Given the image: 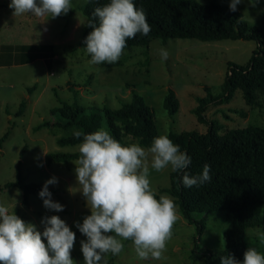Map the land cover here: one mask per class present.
Listing matches in <instances>:
<instances>
[{
	"label": "rangeland",
	"instance_id": "1",
	"mask_svg": "<svg viewBox=\"0 0 264 264\" xmlns=\"http://www.w3.org/2000/svg\"><path fill=\"white\" fill-rule=\"evenodd\" d=\"M189 1L200 5L216 1L229 7L231 3V0ZM86 2L71 0L72 9L67 14L51 18L30 13L14 16V9L9 7L11 0H0V48L54 45L56 54L53 59L27 65L0 64V187L16 181L19 166L28 184L45 185L55 177L57 183L49 185L53 190L51 198L62 204L64 210L56 212L45 208L43 199L35 195H30L25 205L24 192L16 187L0 191V205L16 212L26 223L35 224L41 232L44 230L42 219L58 215L76 233L71 254L76 264H84L81 241L87 239L76 223L82 224L91 211L77 182L76 160L51 165L46 162L49 152L79 153L77 146L57 144L59 137L72 133L73 129L35 130L51 119V109L75 102L84 107L119 109L121 101H130L135 91L146 99L154 112L159 136H168L171 132L185 135L194 130L205 134L212 122L221 126L220 135L248 127L264 130V94L258 96L257 105L250 106L242 92L237 91L229 104L212 106L206 111L207 123H200L194 112L198 99L207 96V89L214 95L222 93L229 62L248 64L257 48L256 42L176 39L164 43L154 40L149 46L124 50L115 63L94 65L89 62L91 56L86 53L82 40L86 16L81 7ZM237 11L250 28L263 27L264 0H242ZM161 49L168 52L166 60L160 55ZM34 86L37 87L29 93ZM169 89L175 91L180 101V110L174 117L164 108ZM23 102L26 103L24 113L17 116ZM148 163L152 191L172 199L170 194L161 192L170 187L171 167L157 172L151 169V157ZM258 213H264V206ZM176 214L178 219L162 259L140 260L133 242L124 241L119 255H106L107 264H205L203 259L195 262L191 258L196 245L199 252H218L226 248L225 233L233 226L232 214L223 211L194 214L192 223L177 207ZM202 224L205 230L198 242ZM247 238L248 248L255 247L264 254V226L248 229Z\"/></svg>",
	"mask_w": 264,
	"mask_h": 264
},
{
	"label": "trees",
	"instance_id": "2",
	"mask_svg": "<svg viewBox=\"0 0 264 264\" xmlns=\"http://www.w3.org/2000/svg\"><path fill=\"white\" fill-rule=\"evenodd\" d=\"M110 0H87L81 7L86 22L83 43L92 31L88 26L93 19L96 7H102ZM137 8H142L147 16L151 31L147 36L137 34L127 41V47L149 46L154 40L166 43L169 40L190 39L202 42L216 41H254L257 48L247 65L228 63V73L220 95H214L207 89V96L198 99V107L194 110L200 123H207L206 111L212 106L229 104L237 91L242 92L245 102L257 105V98L264 94V17L263 27L250 28L240 12L231 11L229 6L212 1L200 5L189 0H134ZM86 45V44H85ZM2 65H27L37 60L55 58L54 45L3 46L0 48ZM29 89L32 93L33 89ZM121 108H100L97 105L84 107L78 102L63 103L61 107L50 110V120L39 124L35 130L73 129V132L57 139L60 147L78 146L83 137L77 139L76 131L83 134L93 133L104 128L123 145L139 144L149 148L155 137L159 136L155 122V114L146 99L133 92L130 101L122 100ZM26 103L23 102L17 116L24 113ZM164 108L171 117L180 110V101L172 89L168 90L164 100ZM221 126L210 123V129L203 134L197 130L185 135L171 132L168 137L178 145L182 152L190 158L188 167L170 176V187L162 189V193L171 195L180 213L192 223L194 214L209 215L223 211L234 217L232 228L225 233L226 248L222 251L199 252L198 245L191 258L195 262L203 259L205 264H220L221 257L232 254L243 261L248 249L247 230L264 226V213H258L264 206V130L248 127L228 131L220 135ZM7 135L3 138L5 139ZM79 153L63 151L49 152L46 162L69 163L79 158ZM204 165H210L211 180L191 188L184 187L182 176L186 172L190 176H199ZM17 179L7 184L0 191L19 188L24 192V204L28 205L29 196L40 197L44 184L26 183L21 166L18 167ZM49 191L53 190L48 186ZM156 198L160 196L155 194ZM205 224L199 229L200 238ZM130 241V240H129Z\"/></svg>",
	"mask_w": 264,
	"mask_h": 264
},
{
	"label": "clouds",
	"instance_id": "3",
	"mask_svg": "<svg viewBox=\"0 0 264 264\" xmlns=\"http://www.w3.org/2000/svg\"><path fill=\"white\" fill-rule=\"evenodd\" d=\"M241 2L231 0L230 10L236 11ZM9 7L14 16L30 13L56 18L67 14L72 4L71 0H11ZM92 17L88 24L92 31L84 42L94 65L117 62L129 39L151 31L144 10L137 8L134 0H110L96 7ZM160 55L166 60L167 50L161 49ZM74 135L83 137L77 146L80 155L74 163L75 174L91 211L82 224L76 223L87 237L81 241L84 264H107L106 255H119L124 241L129 240L140 260L162 259L178 217L175 202L167 195L157 199L152 191L148 160L151 157V169L157 172L169 166L179 172L188 167L191 158L167 135L155 137L147 149L139 144L125 146L104 128ZM210 171V165H204L199 176L185 172L184 187L210 181ZM55 183V177L48 180L39 195L45 208L60 212L64 206L52 200L48 188ZM41 223L43 232L0 205V264H76L71 255L76 233L58 215L46 216ZM220 264H264V254L249 247L242 262L229 254L221 257Z\"/></svg>",
	"mask_w": 264,
	"mask_h": 264
}]
</instances>
